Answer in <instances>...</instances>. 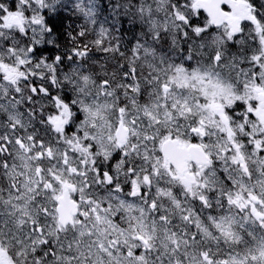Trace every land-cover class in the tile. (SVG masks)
Instances as JSON below:
<instances>
[{"label": "clouds", "instance_id": "9594fccd", "mask_svg": "<svg viewBox=\"0 0 264 264\" xmlns=\"http://www.w3.org/2000/svg\"><path fill=\"white\" fill-rule=\"evenodd\" d=\"M195 5L196 0H15L13 6V0H0V141L20 137L31 148L29 153L13 143L9 150L17 164L18 158L30 164L17 177L19 185L29 175L38 182V167L45 182H52L36 193L27 217L0 202V250L10 264H135L127 252L139 248L145 254L141 234L151 237L145 264H176L181 258V264H204L203 251L264 264V252L250 242L264 237V224L225 202L226 193L241 190L264 198V156L255 147L257 139L264 146V119L252 91L264 87V0H241L238 9L229 8L238 31L228 18L216 23ZM44 45L54 51H35ZM83 47L89 55L74 51ZM121 121L129 130L123 144L116 136ZM165 140L169 154L161 146ZM41 141L44 156L37 158ZM174 141L201 146L192 150L202 152L200 158L187 159L183 172L172 158L181 147ZM109 166L112 187L96 174ZM133 167L144 189L135 196L124 189ZM61 181L73 186L68 196L77 221L62 228L56 200L64 190ZM7 182L0 171V191H8ZM98 207L100 220L93 211ZM186 211L205 230L194 242L188 240L196 229L183 219ZM158 213L167 216L166 223ZM225 214L237 218L234 236L217 233L209 222ZM33 219L43 224L50 247L39 243ZM53 250L56 255H49Z\"/></svg>", "mask_w": 264, "mask_h": 264}, {"label": "snow or ice", "instance_id": "6c2138e0", "mask_svg": "<svg viewBox=\"0 0 264 264\" xmlns=\"http://www.w3.org/2000/svg\"><path fill=\"white\" fill-rule=\"evenodd\" d=\"M241 0H224L223 2V8H227L228 10H225L223 13H220L218 11V6L210 5L206 2V0H196V7H203L206 9L209 13V15L212 16L213 21L216 23H220L222 19L228 18L233 22V31H238V26L235 24V17L229 12V8L232 9H238L240 6ZM13 15H18L13 13ZM7 19V17H5ZM164 35L163 32L159 33L157 36V39L162 38ZM83 38V37H81ZM166 43V41H165ZM35 51H38V48L35 49ZM74 51L78 55H89L87 48H76ZM219 58V57H217ZM260 57L254 56L253 60L258 61ZM61 63H63V60H61ZM134 71V70H133ZM179 71V70H178ZM105 84H107V81H105ZM130 88H132L133 91H139L140 89L138 87H133L132 85H129ZM163 88L167 90L168 85L164 84ZM253 92L256 93L260 100L261 110H257V115H260L262 119H264V87H255L252 89ZM207 94V93H206ZM59 100V98H57ZM212 108H219L218 105H211ZM238 108H243V104H237ZM67 109V105H65V110ZM191 109H188L190 111ZM123 112L124 109H121ZM150 114V113H149ZM227 120V118H225ZM243 119V117H241ZM57 120H59V117H57ZM245 125H242L244 127ZM128 127L121 121L120 128L116 130V136L119 138V141L121 144H123L127 140L128 135ZM194 131H203V129H194ZM15 143L18 147L25 149V151L31 153V148H26L23 139L20 137H16L14 139H9L8 141H0V171H3L7 177L8 182L5 185L7 187L8 191L3 192L0 191V202H3L5 204H10L15 210L20 212L22 216L27 217L30 215L26 209H28L38 197L36 196V193L41 190V188L49 189L52 187L51 180H48L45 182L44 176L41 174L42 169L39 167L36 168V173L39 175V181L33 182L31 175H29L27 178H25V183L23 186L19 185L17 183V177H23L24 171L28 170L30 171V164L27 161H24L23 158H18L22 162L17 164L15 160L12 159V155L10 153V149L12 147V144ZM172 143L180 144L181 147L185 148V155L182 159H178L175 154L172 155V158L176 160L177 163V169L180 172H183L184 165L186 163V160L192 157H195L197 159L200 158L202 155V152H195L192 151L193 149H200L201 146L199 145H183L180 141H174ZM169 141L165 140L162 143V147L165 149L166 154H169V148H168ZM255 147L259 153V155L264 156V146L261 145L260 140L255 141ZM237 148H239V145H237ZM48 154L51 155V150L48 149ZM105 155H108L105 153ZM127 153H125V156ZM44 156V150H43V141H41V150L36 153L37 158H41ZM240 159H243V155L241 154ZM116 160H119V156L115 158ZM233 159H237V157H233ZM86 163V161H85ZM244 171L246 174L251 177L252 172L248 168L247 162L245 161L243 164ZM73 171H76V169H73ZM130 173V179L128 184L124 185V189H127L130 191L131 195L135 196L137 193H143L144 189L141 188L140 183H138L139 177L137 176L136 169L133 167L129 169ZM96 174L103 178L102 182L106 181L109 185V187H112L114 184V177L111 171V166H109V170L105 171L103 167L96 170ZM52 175L55 177L56 180L60 181V176L56 175L55 173H52ZM181 179L184 180L186 184L191 186V183L193 182L191 179H189V176L182 175ZM143 180L145 182L150 183V177L148 175L143 176ZM227 181L229 185L233 184L234 181H232V178L229 176L227 178ZM64 184V190L61 192L60 195L56 197V200L59 201V208L57 209L59 214V220H58V226L62 228L63 226L67 225L69 222L75 224L77 221L74 219V213L76 212V204L75 201L69 199L68 193L69 190L73 187L71 184L67 182H63ZM121 187L119 184H116L115 191H121ZM162 191V190H161ZM226 203L230 206H235L236 209L240 212L241 216H243L245 213L248 214L249 217L260 221V223L264 224V198H261L258 194H256L255 191H237L235 194L226 193ZM200 201L202 202V206H206L207 201L205 197L201 196ZM15 202V203H13ZM99 204V202H97ZM123 203V202H122ZM151 207L152 209H157L158 205L155 200L151 201ZM129 211H131V206H128ZM43 211L47 213L48 209L44 208ZM93 211L97 212L96 219L100 220V208L93 209ZM197 211H199L197 209ZM88 213L85 212L84 215H87ZM159 219L161 223H166L168 218L166 215L159 214ZM185 221H191L193 228L196 230L192 232L191 236H188L187 231H185V236H188L189 241H196L201 238L202 235L205 234V230L200 229L199 226L195 221L192 220V216L190 212H185V215L183 217ZM209 222L212 224V226L215 228L217 233H221L227 236H234L235 229L238 227L237 224V218L232 215H222L220 217H209ZM23 222V221H21ZM32 223V231L36 234H38L41 239L39 243L46 249L50 247V241L45 237V228L43 224L37 225V222L33 219L31 221ZM83 234V233H82ZM139 241L143 243V250L145 254H141V250L139 248L136 249L135 252L131 250V248L127 252V257L130 261H135V264H145L146 260V253L150 251L151 244H150V236L146 235H139L138 236ZM250 242L254 243L256 248L262 252H264V237L256 238L255 240H251ZM174 249L179 248V241H173ZM104 245L101 244V248H103ZM51 256H55L56 253L53 250L49 253ZM220 258L218 259L217 256H214L209 251H203L202 253V259L204 261V264H242V261L238 257L230 256L229 254H218ZM182 259V258H181ZM181 259H177L176 264H181ZM0 264H10V261L5 256L3 250H0Z\"/></svg>", "mask_w": 264, "mask_h": 264}, {"label": "flooded vegetation", "instance_id": "af4514ba", "mask_svg": "<svg viewBox=\"0 0 264 264\" xmlns=\"http://www.w3.org/2000/svg\"><path fill=\"white\" fill-rule=\"evenodd\" d=\"M13 6H15V0H13ZM54 51L52 46L44 45L40 48H38V51L40 54H43L44 52H49L50 54ZM175 155L178 159H182L184 155H181L179 152L175 151Z\"/></svg>", "mask_w": 264, "mask_h": 264}, {"label": "water", "instance_id": "95a60500", "mask_svg": "<svg viewBox=\"0 0 264 264\" xmlns=\"http://www.w3.org/2000/svg\"><path fill=\"white\" fill-rule=\"evenodd\" d=\"M224 0H215L214 4H212L213 6H218V11L220 13H223V11L221 10V5L223 4Z\"/></svg>", "mask_w": 264, "mask_h": 264}, {"label": "trees", "instance_id": "16d2710c", "mask_svg": "<svg viewBox=\"0 0 264 264\" xmlns=\"http://www.w3.org/2000/svg\"><path fill=\"white\" fill-rule=\"evenodd\" d=\"M64 23L67 25V21H65ZM66 25L63 24V26H65V29L67 28ZM63 35H67V32L65 31V32L63 33Z\"/></svg>", "mask_w": 264, "mask_h": 264}]
</instances>
